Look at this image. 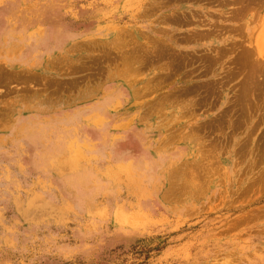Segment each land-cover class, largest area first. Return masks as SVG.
Returning <instances> with one entry per match:
<instances>
[{
  "label": "rangeland",
  "instance_id": "obj_1",
  "mask_svg": "<svg viewBox=\"0 0 264 264\" xmlns=\"http://www.w3.org/2000/svg\"><path fill=\"white\" fill-rule=\"evenodd\" d=\"M0 264H264V0H0Z\"/></svg>",
  "mask_w": 264,
  "mask_h": 264
},
{
  "label": "crops",
  "instance_id": "obj_2",
  "mask_svg": "<svg viewBox=\"0 0 264 264\" xmlns=\"http://www.w3.org/2000/svg\"><path fill=\"white\" fill-rule=\"evenodd\" d=\"M23 61H24L23 56H21V57L17 56L15 58L11 57L9 59V63L12 65V68H19L20 65L22 66Z\"/></svg>",
  "mask_w": 264,
  "mask_h": 264
},
{
  "label": "bare ground",
  "instance_id": "obj_3",
  "mask_svg": "<svg viewBox=\"0 0 264 264\" xmlns=\"http://www.w3.org/2000/svg\"><path fill=\"white\" fill-rule=\"evenodd\" d=\"M181 22H182V20H181ZM251 55V54H250ZM246 56H249L248 54L246 55ZM252 56V55H251ZM254 58V57H253ZM251 59V58H250ZM255 61V60H254ZM248 62H250V61H248ZM252 62V61H251ZM250 62V63H251ZM252 66H254V64L252 65ZM255 66H257L256 64H255ZM254 69V68H253ZM255 70V69H254ZM254 72V71H253ZM256 74V73H255ZM252 77V76H251ZM256 77V76H255ZM254 78V77H253ZM254 80V79H253Z\"/></svg>",
  "mask_w": 264,
  "mask_h": 264
}]
</instances>
